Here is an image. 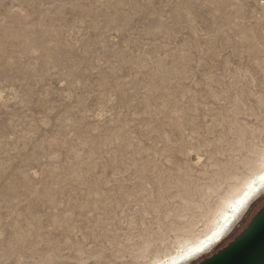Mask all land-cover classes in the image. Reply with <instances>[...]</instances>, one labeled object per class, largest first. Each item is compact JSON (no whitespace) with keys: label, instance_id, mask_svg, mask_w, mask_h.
Listing matches in <instances>:
<instances>
[{"label":"rangeland","instance_id":"1","mask_svg":"<svg viewBox=\"0 0 264 264\" xmlns=\"http://www.w3.org/2000/svg\"><path fill=\"white\" fill-rule=\"evenodd\" d=\"M39 2L55 5L43 6L36 13L39 20L46 23V36L37 35L35 25L30 27L31 21L21 23L18 18H6L10 6L28 3V0H0V219L14 209V202L21 197L40 195L33 183L38 179L37 173L42 174L40 183L46 185L47 190L55 191L54 185L61 184L70 174L65 171L66 160L78 162L85 151L99 150V144L88 145L86 149L87 140H80L77 135L78 143L69 141V156L62 152L65 135L70 137L79 133L82 126L94 127L113 119V115L108 114L112 110L110 102L115 103L111 90L103 89L99 83L77 79L65 85L64 80H58L54 90L44 83L45 74L51 81L58 79L57 71H64L61 54L57 52L49 56L48 50L58 49L59 33L71 34L69 26L58 22L76 11L75 8L65 9V4L79 5L82 11L96 17L131 19L137 13L141 14L134 35L142 38L136 45V56L126 69L127 74L117 77L121 81L119 87L136 86L138 82L144 87L155 86L157 76L162 83L163 74L171 72L178 63L185 41L195 39L194 33L181 31L172 34L168 31V25L179 23L181 17L189 15L182 7L187 0ZM228 2L219 0L225 6L199 13L200 18L207 23L213 15L231 16L233 22L238 20L243 25V18L236 15L235 9L227 7ZM250 3L259 7L262 0H250ZM239 35L244 46L254 51L251 60L237 69V80L250 75L248 63L259 66L264 60L260 55L264 29L258 16L255 24L248 23ZM42 49L44 54L38 56ZM170 57L176 58L172 61V68L168 66ZM36 76L40 79L37 80ZM92 91L98 93L95 100L89 96ZM217 96L214 103L222 105L224 98ZM262 97L264 94L258 87L250 96H242L239 102L233 96L231 104L223 111L209 112L211 118L199 128L172 130L170 135L150 148L144 146L147 155L141 161V167H151L160 181L156 199L152 201L159 207V212L155 218L149 213L147 226L141 223L139 227L124 231L123 239L114 246L110 257L100 256L97 251L83 246L71 252L46 248L24 254L9 249L0 240V264H99L101 259L108 260L109 264H152L156 256L173 250L180 240L206 228L222 199L264 161ZM113 114L119 120L118 108ZM9 121L14 123L9 124ZM8 127L17 132L15 139L5 138L4 131ZM209 129L216 130V133L210 135ZM119 140L120 134L114 131L108 143ZM28 144L32 145V151H25ZM158 144L162 146L158 147ZM68 167L72 172H78L73 164ZM28 177L31 181L25 189ZM147 194L152 197L153 190L148 188ZM263 206L264 192L252 202L219 245L189 264H197L226 246Z\"/></svg>","mask_w":264,"mask_h":264},{"label":"snow or ice","instance_id":"2","mask_svg":"<svg viewBox=\"0 0 264 264\" xmlns=\"http://www.w3.org/2000/svg\"><path fill=\"white\" fill-rule=\"evenodd\" d=\"M43 6L55 7L39 0H28V3L10 6L5 16L18 18L21 23L31 21L30 27L35 25L38 29L37 35L46 36V23L36 14ZM223 6L219 0H187L182 7L189 15L181 17L179 23L168 25V31L172 34L194 33L195 39L185 41L175 68L163 74L162 83L157 76L155 86L144 87L138 82L136 86L119 87L121 81L117 77L127 74L126 69L131 66L136 45L142 38L134 35L141 14L137 13L131 19L96 17L82 11L79 5H64L65 9H76L58 21L69 26L71 34L59 33L58 49L48 50L49 56L61 54L64 71H57L58 79L51 81L45 74L44 83L53 90L58 80H64L65 85L77 79L99 83L103 89L111 90L115 103L110 102L112 110L108 114L113 115V119L94 127L82 126L79 133L70 137L65 135L62 152L69 156V141L78 143L77 135L80 140H87L86 149L88 145L99 144V150L85 151L78 162L66 160L65 171L70 174L61 184L54 185L55 191L47 190V186L40 183L42 174L37 173L38 179L33 183L40 195L21 197L14 202V209L0 219V240L6 247L27 254L46 248L71 252L83 246L97 251L100 256L110 257L114 246L123 239L124 231L139 227L141 223L147 226L150 212L153 218L157 216L159 207L152 201L156 199L160 181L151 167H141V161L147 155L144 146L150 148L172 130L199 128L211 118L209 112L223 111L231 104L233 96L239 102L242 96H250L257 87L264 94V60L259 66L248 63L250 75L246 79H235L237 69L251 60L254 51L244 46L239 32L248 23L255 24L257 16L264 29V0L259 7L250 0H229L227 7L236 10V15L244 20L243 25L238 20L233 22L231 16L213 15L207 23L199 16V13ZM41 54H44L43 49L38 56ZM260 55L264 57V41L260 45ZM174 60L175 57L169 58V68ZM27 70L30 72V67ZM35 78L40 79L39 76ZM217 94L224 98L222 105L214 103ZM97 95L95 91L89 93L93 100ZM117 108L119 120L113 114ZM260 111L264 119V97ZM12 123L14 121H9ZM114 131L120 134V140L109 144ZM208 132L214 135L216 130L209 129ZM4 136L12 140L17 132L8 127ZM25 151H32V145L28 144ZM68 164H73L78 172H72ZM28 181H31L30 177L26 179L25 189L29 186ZM148 188L153 190L152 197L147 194ZM262 189L264 184L252 188L222 227L195 246L182 249L171 264H181L219 241ZM99 264H109V261L101 259Z\"/></svg>","mask_w":264,"mask_h":264},{"label":"water","instance_id":"3","mask_svg":"<svg viewBox=\"0 0 264 264\" xmlns=\"http://www.w3.org/2000/svg\"><path fill=\"white\" fill-rule=\"evenodd\" d=\"M197 264H264V206L239 235Z\"/></svg>","mask_w":264,"mask_h":264},{"label":"bare ground","instance_id":"4","mask_svg":"<svg viewBox=\"0 0 264 264\" xmlns=\"http://www.w3.org/2000/svg\"><path fill=\"white\" fill-rule=\"evenodd\" d=\"M264 162V161H262ZM261 167V165H260ZM260 167L255 169L254 171L251 172L250 175H248L245 179H243L239 186L234 190L232 191L230 194H228L227 196H225L220 205L218 206V208L216 209V211L214 212L213 214V217L210 221V223L208 224V226L206 228H204L203 230H201L200 232H198L197 234H195L194 236L192 237H188V238H185L183 240H180L178 242V244L173 248V250L167 252V253H164L162 255H159V256H156L154 258V261L152 264H171V261L174 257L178 258L179 254L181 253V250L182 249H187L191 244H193L194 242H198L199 240H202L204 239L207 235H210L211 232L214 230L215 226H216V223H217V220H218V213L220 211V208L222 207V204L225 200V198L227 197H230L231 195H234L236 194L237 192L240 191V189L243 187L244 183L249 179L251 178L252 176L256 175L259 170H260ZM257 187L259 188V184L257 185ZM264 192V189L258 191L256 193V195L249 201L247 207L244 209L243 213L238 217V219L234 222V224L231 226V228L225 232V234L221 237V239L219 241H216L213 245H211L209 248H207L204 252L196 255V256H193V257H190L188 258L187 260H184L181 262V264H189L191 263L192 261L198 259L199 257L207 254L209 251H211L214 247H216L217 245H219L224 239L225 237L228 235V233H230V230L233 228V226L236 224V222L240 219V217L245 213V211L248 209V207L252 204V202L259 196L261 195L262 193Z\"/></svg>","mask_w":264,"mask_h":264},{"label":"clouds","instance_id":"5","mask_svg":"<svg viewBox=\"0 0 264 264\" xmlns=\"http://www.w3.org/2000/svg\"><path fill=\"white\" fill-rule=\"evenodd\" d=\"M264 184V162L261 163V167L259 172L249 178L243 185V187L240 189L239 192H237L234 195H231L230 197L225 198L222 207L220 208V211L218 213V220L216 223V226L213 231H215L218 227H222L224 224V221L229 217L232 216L235 208L239 207V201L246 195H248L252 188L256 187L257 185ZM198 242H194L191 244V246H195Z\"/></svg>","mask_w":264,"mask_h":264}]
</instances>
